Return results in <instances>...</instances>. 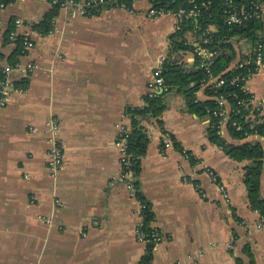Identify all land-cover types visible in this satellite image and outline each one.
Listing matches in <instances>:
<instances>
[{"label":"crops","instance_id":"obj_1","mask_svg":"<svg viewBox=\"0 0 264 264\" xmlns=\"http://www.w3.org/2000/svg\"><path fill=\"white\" fill-rule=\"evenodd\" d=\"M150 7L149 0H136L132 10L92 16L61 8L46 35L33 26L52 9L48 0H14L0 9L1 67L16 49L13 42L2 45L16 18L17 34L33 41L8 65L18 90L0 109V264H138L152 240L137 237L135 182L150 206V228L160 236L151 264H234L236 257L249 264L246 246L255 264H264V219L250 207L243 182L250 161L231 159L209 140V119L192 111L177 87L163 96L162 126L152 116L140 119L148 144L138 175L122 166L117 143L131 129L130 110L145 105L158 58L195 65L192 52L170 51L176 18H147ZM185 39L196 47L200 37L188 31ZM233 46L241 56L252 50L246 39ZM29 63L36 67L28 73ZM22 79L25 85L16 86ZM244 86L253 97L251 119L260 121L264 66ZM206 88L197 90V101L212 98ZM51 122L63 152L56 172L48 165ZM220 130L226 143H260L264 152V136L235 139L227 124ZM164 131L174 138L168 148ZM262 163L264 199V155ZM207 169L225 186L228 201Z\"/></svg>","mask_w":264,"mask_h":264},{"label":"trees","instance_id":"obj_2","mask_svg":"<svg viewBox=\"0 0 264 264\" xmlns=\"http://www.w3.org/2000/svg\"><path fill=\"white\" fill-rule=\"evenodd\" d=\"M14 0H4L5 4L12 3ZM53 2V0H48ZM56 3H52V9L45 16L44 20L37 25L33 26L39 34L46 35L53 29V22L61 9V3L64 0H56ZM75 2H82L86 0H73ZM136 0H104L99 5H93L87 7L85 16L96 15L104 9L110 8H125L127 10L133 9V3ZM261 2L264 5V0H149L151 7L161 8L163 10H170L176 12L181 8L186 10L192 8L194 5L198 6V14L194 17H190L184 20L178 30H176L170 36V51H189L194 52L195 47L190 45L186 39L185 34L188 31H193L196 37L207 39V43H201L202 46L210 51H217L219 54L214 57L211 65V72L213 76L221 75L225 80L224 85L216 90L208 86L206 89L209 97H212L204 102L196 101V92L202 86V80L206 79L204 70L199 66V58L195 57V65L191 69H186L182 63H178L177 60H170L168 56L162 67L161 76L164 79V86L166 89L159 95L148 93L143 97L145 105L142 108H134L130 110L131 113V129L127 133V154L129 169H131L135 176L139 173L140 158L145 153L148 137L144 128L140 125V119L146 116H152L156 118L157 123L162 126L160 121V115L162 114L165 104L163 96L173 87H177L179 91L183 92L187 105L198 116H205L209 119L208 136L209 140L218 146H220L225 154L235 161L248 160L250 164L245 168L244 173V185L247 191V199L250 207L253 210L264 216V199L260 198V177L262 174V158L264 155L262 146L260 143H243L240 145H231L218 134V118L214 116L213 111L218 110L215 97L219 93L225 94L228 105L230 107L229 121L227 122V128L230 136L235 139H243L248 134L254 133L260 136H264V118L260 121L246 120L244 118L245 112L243 111L242 104L250 97L249 94L241 93L240 89L236 85L230 83V79L241 73L244 76V80L254 73V64L250 62L243 68H234V64L239 60L248 59L253 57V51L258 45H261L262 51V64L264 66V13L260 17H253L243 21L242 23H236L228 25L225 20L230 7L234 8H247L250 2ZM204 3V5L202 4ZM209 26H213L214 30H209ZM14 22L10 24L2 37V45L8 42L16 44V49L8 57L7 64L15 65L18 62V57L24 55L22 51L21 36H17L16 40L11 41L9 34L13 31ZM235 39H246L252 44V50L250 55L241 56L237 54L233 46ZM199 40V41H200ZM4 55L0 52V60ZM2 67L0 66V72ZM2 76V74H1ZM24 79L15 82L16 86L25 85ZM244 83L241 81L240 84ZM239 84V85H240ZM208 109V111H207ZM248 113V112H247ZM240 126L239 129L236 126ZM174 141V138L171 136ZM187 155L188 160L193 162V158L190 152H183ZM136 198L143 205V227L142 232L149 240L151 238L152 230L150 228V221L152 219V213L149 204L145 201L144 197L138 191V183L135 182ZM152 247L153 242L148 241L146 245V252L140 258L138 264H151L152 260ZM245 254L249 257V264H255L252 255L248 250V247H244ZM234 264H243L242 260L238 257L235 258Z\"/></svg>","mask_w":264,"mask_h":264},{"label":"built area","instance_id":"obj_3","mask_svg":"<svg viewBox=\"0 0 264 264\" xmlns=\"http://www.w3.org/2000/svg\"><path fill=\"white\" fill-rule=\"evenodd\" d=\"M56 0H53L52 3H56ZM104 0H86V1H82V2H75L73 0H64L61 3V8L64 9H75L77 10L81 15H86V9L87 7H91L93 5H99L100 3H103ZM204 5V3H202ZM7 4H5L4 0H0V9L5 8ZM263 9H264V5L261 2H250L247 8H234V7H230V10L227 13V17H226V24L231 25V24H236V23H242L243 21L253 18V17H260L263 14ZM198 14V6L194 5L192 8L186 10L184 8L179 9L176 12H172L170 10L166 11L163 10L161 8H153L150 7L149 9L146 10L145 12V16L147 18H157V17H161V16H173L176 18V26H175V30H178L182 24V22L190 17H194ZM55 22V20H54ZM54 22H53V29H54ZM21 26V20L20 19H15L14 20V30L10 32L9 34V39L11 41L16 40L18 34H17V28H19ZM21 41H22V51L23 54H26L32 47H33V41L31 40V38L24 34L21 37ZM201 43H207V39H202L200 41H198V43H196V49L193 52L195 57L199 58V66L204 70L205 74H206V79L202 80V86H210L213 89H217L219 87H221L222 85H224L225 80L221 77V75L218 76H213L212 72H211V65L213 63V59L214 57H216L219 52L217 51H210L207 48H205L204 46L201 45ZM250 55V53L248 54ZM247 55V56H248ZM166 57H159L155 67L153 68L152 71V76H151V82L149 83V95H159L160 93H162L166 87L164 86V79L161 76L162 73V67L163 64L165 62ZM250 62H252L254 64V73L257 72L259 70V68L263 67L262 64V51H261V45H258L255 48V51H253V57L251 60V57H249L248 59H243L241 61H237L234 64V68H243L244 66L248 65ZM36 67V65L29 63L26 66V72H31L34 68ZM13 70L12 67L6 65L4 67H2V71L0 72V109L5 107V105L7 104V101L9 99L10 93L13 90H18L17 88H15L14 83L12 82V80L10 79V74L11 71ZM2 74V76H1ZM241 81H244V76L241 73H238L236 75H234L231 79H230V83L232 85H236L239 87L241 93L244 94H249L247 89L244 86V83L240 84ZM240 84V85H239ZM253 97L250 96L246 102H244L242 104L243 111L245 112L244 114V118L247 120H252L251 119V115H252V109H251V102H252ZM197 101V98H196ZM215 101L217 102L218 105V110H214L213 114L215 117L218 118V134L221 136V130L220 127L222 125L227 124V122L229 121V112L230 109L227 110V98L225 96V94L223 93H219L218 96L215 97ZM208 111V109H207ZM248 112V113H247ZM237 129L240 128V126H236ZM48 130L50 131V136H49V142H50V148L48 151V165H49V169L53 172H56L58 169L61 168L62 164H63V152H62V147L61 144L58 142L57 137L55 136V132H56V123L55 122H51L48 125ZM161 141L163 143V146L165 148H168L172 145V139H171V135L164 131L161 135ZM118 148H119V152H120V158H121V163L122 166L128 170L129 168V162H128V154H127V133H125V136L123 137V140L118 142ZM185 157L188 159L187 155L185 154ZM209 174V176L211 177L213 183H215V185L217 186V188L219 189V191L222 193L223 198L228 201V194H227V190L225 188V186L218 180L217 176L215 175V173L212 170L207 169L206 170ZM140 221L137 225V229H136V233H137V237L139 240H146L147 238L145 237V234L142 232V227H143V214H142V209L144 208L142 204H140ZM264 219V216H263ZM152 242L155 244L156 242H158L160 240V236L158 233H156L155 231H153L151 233V238Z\"/></svg>","mask_w":264,"mask_h":264},{"label":"water","instance_id":"obj_4","mask_svg":"<svg viewBox=\"0 0 264 264\" xmlns=\"http://www.w3.org/2000/svg\"><path fill=\"white\" fill-rule=\"evenodd\" d=\"M200 39H201V37H200Z\"/></svg>","mask_w":264,"mask_h":264}]
</instances>
